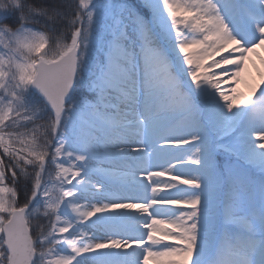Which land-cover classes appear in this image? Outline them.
<instances>
[{
  "label": "snow or ice",
  "instance_id": "snow-or-ice-1",
  "mask_svg": "<svg viewBox=\"0 0 264 264\" xmlns=\"http://www.w3.org/2000/svg\"><path fill=\"white\" fill-rule=\"evenodd\" d=\"M261 53L264 0H0V264H264Z\"/></svg>",
  "mask_w": 264,
  "mask_h": 264
},
{
  "label": "rangeland",
  "instance_id": "rangeland-1",
  "mask_svg": "<svg viewBox=\"0 0 264 264\" xmlns=\"http://www.w3.org/2000/svg\"><path fill=\"white\" fill-rule=\"evenodd\" d=\"M73 1H74V0H73ZM33 27H37V28H39L40 26H39V25H34ZM193 51H195V50H193ZM217 58H219V57H217ZM218 71H219V70H218ZM251 80H253V84H255V83L257 82V80L254 79V78H252ZM244 83H245V82L242 81L239 85H235V87L237 88L238 93L243 94V95H248V94H249V89H247L246 87H243V86H244ZM259 86H260V87H264V85H260V82H259ZM221 87H222L223 89H228V90H230V88L232 87V85H229V84H222ZM257 94H258V93H257ZM183 123H184L183 119H178V120L176 121V124H177L178 126H182ZM164 179H166V177H164Z\"/></svg>",
  "mask_w": 264,
  "mask_h": 264
},
{
  "label": "bare ground",
  "instance_id": "bare-ground-1",
  "mask_svg": "<svg viewBox=\"0 0 264 264\" xmlns=\"http://www.w3.org/2000/svg\"><path fill=\"white\" fill-rule=\"evenodd\" d=\"M261 55H264V53H261ZM257 64H258V62H257ZM249 73H250L251 79L254 78L257 80L255 85H259V82H260L259 77L256 75L255 69L251 68V66H249ZM249 84H253V80H249L247 83H244L243 87H246L247 89H249ZM161 179H164V177H162Z\"/></svg>",
  "mask_w": 264,
  "mask_h": 264
},
{
  "label": "trees",
  "instance_id": "trees-1",
  "mask_svg": "<svg viewBox=\"0 0 264 264\" xmlns=\"http://www.w3.org/2000/svg\"><path fill=\"white\" fill-rule=\"evenodd\" d=\"M38 2L39 3H43L44 2V0H38ZM74 2V1H73ZM9 184H11V181L9 180ZM18 187V189H19V185L17 186ZM23 201H24V195H23V192H22V190H21V192H20V203H23Z\"/></svg>",
  "mask_w": 264,
  "mask_h": 264
}]
</instances>
